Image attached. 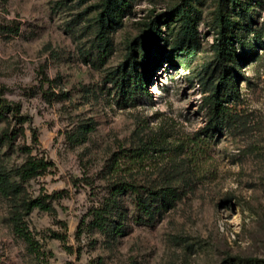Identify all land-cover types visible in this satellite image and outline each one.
Returning <instances> with one entry per match:
<instances>
[{
    "label": "rangeland",
    "instance_id": "obj_1",
    "mask_svg": "<svg viewBox=\"0 0 264 264\" xmlns=\"http://www.w3.org/2000/svg\"><path fill=\"white\" fill-rule=\"evenodd\" d=\"M127 1L0 0V97L21 108L20 120H0V170L13 174L27 150L54 163L23 186L26 197L53 196V214L27 218L44 256L14 234L12 202L0 194V264H264V46L251 35L259 59L236 77L237 114L208 133L218 0ZM192 1L199 42L177 47V13ZM105 6L112 16L104 21ZM255 8L261 24L264 9ZM100 24L112 45L104 59ZM131 53L144 79L134 106L113 84L127 75ZM13 131L5 145L2 135ZM136 150L145 155L131 169L126 155ZM120 181L177 187L182 197L153 222H140L123 198L128 225L102 233L92 209Z\"/></svg>",
    "mask_w": 264,
    "mask_h": 264
},
{
    "label": "trees",
    "instance_id": "obj_2",
    "mask_svg": "<svg viewBox=\"0 0 264 264\" xmlns=\"http://www.w3.org/2000/svg\"><path fill=\"white\" fill-rule=\"evenodd\" d=\"M107 1L117 3L120 0ZM121 1L124 5L128 2L127 0ZM256 4L264 9V0H218L215 11L212 13L211 23L216 33L214 45L216 51L214 74L216 75L211 82V88L207 91L208 96L205 102L208 113L205 129L208 133L220 132L222 128L233 121L235 114H237L233 107H230L232 102L236 103L241 98L236 77H242L241 68L243 66L259 59L257 47L250 45L253 42V40H249L251 35L254 36L255 41L260 46H264V22L259 24L254 15ZM111 13L112 8L105 6L103 15L100 16L101 20L105 21L106 18H111ZM199 13L195 1L187 3L179 9L176 17L177 22H179L176 29L179 33L176 34V41L173 42L177 44V47H185L187 39L194 40V45L198 44L196 22ZM100 28L102 31L99 36V53L100 57L104 59L111 53L112 45L105 25L100 24ZM159 42L168 43L169 40L159 39ZM239 45L244 48L243 52L239 51ZM245 50H248V53ZM132 53L129 57L131 63L127 75L120 81L113 79V84L123 93L124 101L134 106L138 104L137 98L143 94L144 79L138 73ZM168 64L172 65V61ZM20 113L19 105L10 104L6 99L0 97V120L6 119L8 115L17 120L21 118ZM13 135H15L14 131L2 135L5 145L12 144ZM200 141L201 139L198 140V142ZM193 144L194 147L192 148L194 149L196 142ZM25 153L27 154L26 159L23 165L14 171V175L5 170H0V194L12 202L9 222L14 234L27 244V248L32 254L41 259L45 253L42 251V245L30 230L27 218L37 209L53 214L54 209L49 201L53 196L47 195L44 198L37 197L35 199L26 197L23 195V186L28 181L47 175L54 167V163L39 158L37 155H32L30 150ZM144 155V151L138 152L137 150L133 154L126 155L129 162L127 164L132 169L135 167L134 165L141 162ZM13 176L18 181H13ZM110 195L111 198L105 204L92 209V216L93 225L96 229L102 233L113 232L114 234L122 232L130 220L125 217L128 210L125 204H121L123 198H132L133 206L140 216V222L146 219L153 222L158 214L170 211L182 197V193L177 187L152 188L151 186L139 185L135 181L113 183ZM54 238L65 240L62 234L55 232Z\"/></svg>",
    "mask_w": 264,
    "mask_h": 264
}]
</instances>
